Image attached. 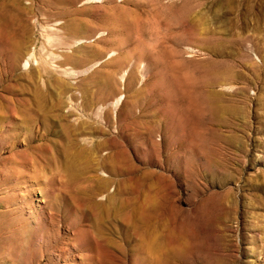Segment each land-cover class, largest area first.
I'll return each instance as SVG.
<instances>
[{
	"label": "rangeland",
	"instance_id": "obj_1",
	"mask_svg": "<svg viewBox=\"0 0 264 264\" xmlns=\"http://www.w3.org/2000/svg\"><path fill=\"white\" fill-rule=\"evenodd\" d=\"M1 14L0 264H264V0ZM73 140L102 144L96 173L74 179Z\"/></svg>",
	"mask_w": 264,
	"mask_h": 264
},
{
	"label": "bare ground",
	"instance_id": "obj_2",
	"mask_svg": "<svg viewBox=\"0 0 264 264\" xmlns=\"http://www.w3.org/2000/svg\"><path fill=\"white\" fill-rule=\"evenodd\" d=\"M0 49L1 50L4 49V51H6L10 56H12L11 59H14L17 62L18 56L15 54V52H18L19 43L18 44H14V42L10 38L9 34L7 32H5L4 14L0 15ZM33 61H34V64H38L35 60H33ZM33 61H32V55H31L25 61V64H24L25 69L30 68L33 65L32 64ZM16 64H15V66H16ZM47 73H49V75H51L50 76L51 79H54L53 75L50 72H47ZM51 97H53V96H48V95H44L43 94L42 86H40V85L37 86V88L35 90V97L34 98L36 99L38 105L41 104V103H44V105L46 106L47 104L51 103L52 102V98ZM122 98L123 97H121L120 100ZM120 100H118L116 103H118ZM99 101H101V100H99ZM99 101H97V102H99ZM88 102H90V101H88ZM14 111H15V109H13V112ZM41 113H42V111L39 110L38 107H37V109H32L31 113L25 112V114H26V116L28 118H31L30 117L31 114L39 115ZM44 116H45V118H48L47 115L44 114ZM46 130L49 131V129L47 127H46ZM83 141L80 140L79 142L75 143V141L73 140L72 147H71V150L72 149L76 150V154L73 155V156L79 157L77 159V161H75V163H73V165L72 166L70 165L71 167H69V169H71L70 170L71 174L75 177L74 179H76V175L78 174L77 168L80 165L79 164L80 159H84L85 160L84 162H82L83 163V171L88 170V171H92V172H95V173L98 171V169L102 165V163L105 162L104 161L105 159H103L102 157H100L98 155V152H99L100 147H101L102 144H100V143H89V142H86V141L83 142ZM75 167H76V169H74ZM78 171L80 172V170H78ZM100 178H102V177H100ZM103 179H99L98 178V180H100L99 181V185H98L100 190L101 189H105L107 187V184H108V182L106 180H103Z\"/></svg>",
	"mask_w": 264,
	"mask_h": 264
}]
</instances>
